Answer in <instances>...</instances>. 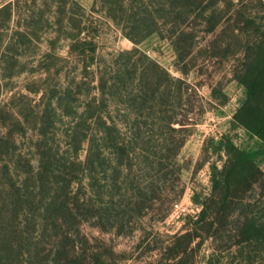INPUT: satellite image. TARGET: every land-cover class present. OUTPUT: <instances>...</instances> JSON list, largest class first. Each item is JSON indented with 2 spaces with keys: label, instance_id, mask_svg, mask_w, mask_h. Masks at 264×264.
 Here are the masks:
<instances>
[{
  "label": "trees",
  "instance_id": "16d2710c",
  "mask_svg": "<svg viewBox=\"0 0 264 264\" xmlns=\"http://www.w3.org/2000/svg\"><path fill=\"white\" fill-rule=\"evenodd\" d=\"M203 1L93 0V7L99 5L136 45L154 33L163 36L160 20L165 19L182 58L192 54L196 43V35L185 25L196 17L193 12ZM11 8L8 4L1 10ZM207 17L206 30L214 32L220 19ZM241 18L257 27L255 35L245 37L243 58L235 71L246 97L232 125L258 138L261 147L251 151L230 138L221 141L227 159L221 169L212 166V176L214 191L223 190L222 208L234 191L243 186L248 190L264 175L258 160L264 156V21L257 23L243 14ZM71 48L91 59L86 71L95 66L97 94L91 93L80 105L81 88L65 85L50 96L45 88L34 126L17 123L24 134L34 133L33 153L19 147L18 131H7V137L0 132V151L7 148V161L0 166V176L7 179L6 217L8 224L14 223L4 235L34 246L30 257L50 253L47 264H65L51 257L54 251L67 254L66 264H91L85 253L76 251L85 222L121 234L133 232L134 218L146 215V209L161 198L165 180L173 174L181 180L184 166L178 157L196 123L193 102L187 98L191 85L137 46L107 60H96L97 45L90 36ZM58 134L64 136L65 147L56 140ZM221 144L215 142L217 147ZM143 174L150 178L147 183ZM205 213L204 208L201 217ZM238 236L239 250L251 242L261 245L260 264H264V216L260 221L247 218ZM39 242L45 245L39 248Z\"/></svg>",
  "mask_w": 264,
  "mask_h": 264
},
{
  "label": "rangeland",
  "instance_id": "374dc122",
  "mask_svg": "<svg viewBox=\"0 0 264 264\" xmlns=\"http://www.w3.org/2000/svg\"><path fill=\"white\" fill-rule=\"evenodd\" d=\"M8 4L11 10H1ZM193 14L196 17L185 28L196 35V43L192 54L181 58L172 43L171 24H165V19L160 20L163 36L154 33L136 45L99 5L93 7V0H0V132L7 137V131H18V145L28 153L34 151V133L29 130L24 134L17 123L21 120L34 126L45 88L49 96L53 89L65 85L81 88L80 105L98 92L93 80L95 66L89 71L84 68L91 59L71 48L85 36L97 45L96 60L112 59L137 46L191 85L187 98L193 102L196 123L178 157L184 166L181 180L174 174L165 180L161 198L146 209V215L134 218L131 233L83 223L76 251L85 253L91 264H260L259 243L245 244L239 250L237 242L247 218L260 221L264 216V175L248 190L243 186L234 191L222 208V189L214 191L212 166L221 169L224 165L227 155L221 141L228 138L251 151L261 147L258 138L234 128L232 118L246 97L235 71L243 58L245 37L255 35L257 27L243 23L241 15L257 23L264 21V0H204ZM207 15L220 19L214 32L206 30ZM56 140L65 147L64 136L58 134ZM215 142L221 145L217 147ZM85 153L80 152L81 159ZM258 160L264 170V156ZM6 161L4 148L0 166ZM143 177L146 183L150 180L147 174ZM6 183L1 175L0 264H47L50 253L30 257L34 246L6 238L10 224L14 225L7 223ZM44 245L39 242L36 246ZM51 254L67 263L65 252Z\"/></svg>",
  "mask_w": 264,
  "mask_h": 264
}]
</instances>
